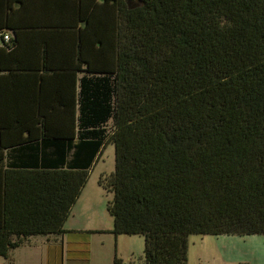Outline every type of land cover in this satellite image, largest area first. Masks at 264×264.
<instances>
[{
    "label": "trees",
    "instance_id": "obj_1",
    "mask_svg": "<svg viewBox=\"0 0 264 264\" xmlns=\"http://www.w3.org/2000/svg\"><path fill=\"white\" fill-rule=\"evenodd\" d=\"M14 1L0 0V19ZM71 3L74 51L56 70L70 100L17 106L15 89L0 118V133L20 131L37 153L3 155L0 166L36 164L38 154L54 166L0 170V257L28 237L64 233L108 146L115 168L98 184L112 233L142 236L143 264H188L190 235L264 236V0ZM0 29L12 53L18 30L8 17ZM48 59L45 70L58 67Z\"/></svg>",
    "mask_w": 264,
    "mask_h": 264
},
{
    "label": "crops",
    "instance_id": "obj_2",
    "mask_svg": "<svg viewBox=\"0 0 264 264\" xmlns=\"http://www.w3.org/2000/svg\"><path fill=\"white\" fill-rule=\"evenodd\" d=\"M58 2L59 4H53L48 0H42V2L36 3L34 0H28L27 4H25L22 0H15L10 4L4 5L0 28L6 27L8 17L11 27H16L18 30L19 40L12 53L4 51L2 49L1 36L5 29H0V53L2 55L0 59V98L4 109V111H0V118L8 116L10 112L7 109H11V102L16 103L17 98L13 94L15 89L17 90L16 94L21 95L17 106L29 103L34 109L55 108L57 105L54 104L52 106L50 102L54 100H70L72 85L67 82V79L62 77L63 74L56 72V70L63 60L68 64L67 54H71L74 51L71 46L74 39L70 36V28H67L70 26L69 23L71 21V19H68V12H73L72 6L74 4L71 3V0H58ZM47 54L51 55L49 59ZM58 56L59 59L57 61ZM47 59L54 66L58 62V67L45 70L43 66ZM36 66L41 67L36 70ZM53 76L58 78L56 80L58 84L49 81ZM58 91L61 92V95H54V92ZM22 92H26V95H22ZM26 117L36 120V113L27 114ZM44 117L46 118V116ZM55 118L62 120V117H54L52 121ZM29 122L32 121L25 120L24 123ZM15 131L0 133V162L3 155L12 156L18 152L21 154L22 151L28 156L37 154L31 151L30 144L21 145L22 133L18 130ZM23 135L26 136V133ZM29 163L36 164L8 163L0 166V170L2 171L7 166V169L14 170L16 168L40 170L48 166L51 169L54 167L53 165L44 164L39 154L34 160L29 157ZM96 163L89 170L88 182L64 222V233L28 237L21 246L11 250L7 258L0 257V264L101 263L102 257L94 256L95 251H92V246L86 244L85 239L79 235L81 230L71 228L72 223H68V221H72V218L83 216V212L79 210L81 207L79 199L90 181L91 170L95 168ZM94 258H97L95 262ZM134 258V253L132 257L128 258L131 264H143L142 257L140 261H135Z\"/></svg>",
    "mask_w": 264,
    "mask_h": 264
},
{
    "label": "rangeland",
    "instance_id": "obj_3",
    "mask_svg": "<svg viewBox=\"0 0 264 264\" xmlns=\"http://www.w3.org/2000/svg\"><path fill=\"white\" fill-rule=\"evenodd\" d=\"M114 168L115 150L108 146L102 150L95 168L91 170L90 181L79 199V210L83 216L72 218L68 223H72L71 228L81 230L79 235L92 246L94 256L102 257L100 264H112L115 259L131 264L128 258L133 253L134 260L140 261L144 238L112 233L113 220L107 212L108 195L98 186L100 175L110 174ZM96 260L94 258V262ZM188 264H264V236L190 235Z\"/></svg>",
    "mask_w": 264,
    "mask_h": 264
},
{
    "label": "built area",
    "instance_id": "obj_4",
    "mask_svg": "<svg viewBox=\"0 0 264 264\" xmlns=\"http://www.w3.org/2000/svg\"><path fill=\"white\" fill-rule=\"evenodd\" d=\"M6 39H8V37L6 36Z\"/></svg>",
    "mask_w": 264,
    "mask_h": 264
}]
</instances>
